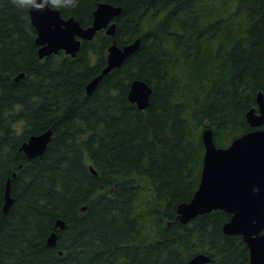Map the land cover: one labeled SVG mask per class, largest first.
I'll list each match as a JSON object with an SVG mask.
<instances>
[{
    "label": "trees",
    "instance_id": "16d2710c",
    "mask_svg": "<svg viewBox=\"0 0 264 264\" xmlns=\"http://www.w3.org/2000/svg\"><path fill=\"white\" fill-rule=\"evenodd\" d=\"M100 1L122 6L114 35L100 29L75 56L41 58L29 7L0 0V264H187L199 252L206 264H248L243 236L223 230L229 212L183 223L177 205L200 182L203 129L226 146L252 128L245 114L264 92V0L58 8L88 26ZM137 37L139 48L88 94L110 43ZM135 78L152 87L144 109L128 98ZM49 128L42 154L20 149ZM8 177L14 200L4 211Z\"/></svg>",
    "mask_w": 264,
    "mask_h": 264
},
{
    "label": "water",
    "instance_id": "95a60500",
    "mask_svg": "<svg viewBox=\"0 0 264 264\" xmlns=\"http://www.w3.org/2000/svg\"><path fill=\"white\" fill-rule=\"evenodd\" d=\"M37 8L29 6L32 24L36 29V43L41 58L59 50L72 56L79 52L82 41L92 39L100 29L110 35L116 31L115 17L122 11L121 5L109 1H100L94 10L90 25L83 26L74 16L64 17L51 0H36ZM140 38L119 45L114 39L108 46L107 63L101 71L86 84L88 94L92 93L99 81L111 70L123 64L140 45ZM24 72L19 73L20 79ZM152 87L146 81L135 78L130 83L128 98L139 108H146L150 102ZM258 107L250 108L245 116L252 127L232 140L226 146L218 145L213 129L206 126L202 132L205 152L198 187L190 200L177 205L178 218L187 223L198 214L213 209H223L231 214L223 224L224 232L243 236L249 251L248 264H264V92L257 93ZM51 128L31 134L20 149L29 157L42 154L52 138ZM96 173V169L91 166ZM15 175V172L13 173ZM11 178L8 177L3 210L7 211L13 203L10 192ZM57 226L64 227L65 222L57 220ZM57 232L48 236V243L54 245ZM211 260L210 255L199 252L193 255L187 264H203Z\"/></svg>",
    "mask_w": 264,
    "mask_h": 264
},
{
    "label": "clouds",
    "instance_id": "9594fccd",
    "mask_svg": "<svg viewBox=\"0 0 264 264\" xmlns=\"http://www.w3.org/2000/svg\"><path fill=\"white\" fill-rule=\"evenodd\" d=\"M12 3L18 8H24L29 6H35L37 8L41 5L36 4V0H12ZM53 6L60 7L62 5H72V0H52Z\"/></svg>",
    "mask_w": 264,
    "mask_h": 264
},
{
    "label": "flooded vegetation",
    "instance_id": "af4514ba",
    "mask_svg": "<svg viewBox=\"0 0 264 264\" xmlns=\"http://www.w3.org/2000/svg\"><path fill=\"white\" fill-rule=\"evenodd\" d=\"M245 241V240H244ZM249 249V248H248ZM249 253H250V251H249ZM206 263H208V262H206ZM206 263H203V264H206Z\"/></svg>",
    "mask_w": 264,
    "mask_h": 264
}]
</instances>
